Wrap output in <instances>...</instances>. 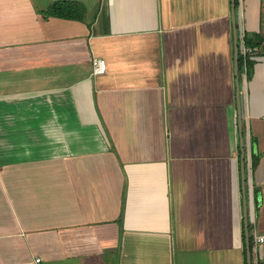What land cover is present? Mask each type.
Wrapping results in <instances>:
<instances>
[{
  "label": "crops",
  "instance_id": "crops-1",
  "mask_svg": "<svg viewBox=\"0 0 264 264\" xmlns=\"http://www.w3.org/2000/svg\"><path fill=\"white\" fill-rule=\"evenodd\" d=\"M53 1L0 0V264H264V0L238 77L231 0Z\"/></svg>",
  "mask_w": 264,
  "mask_h": 264
},
{
  "label": "trees",
  "instance_id": "trees-1",
  "mask_svg": "<svg viewBox=\"0 0 264 264\" xmlns=\"http://www.w3.org/2000/svg\"><path fill=\"white\" fill-rule=\"evenodd\" d=\"M236 5L238 8L239 0H236ZM44 12L46 13V15H51V16L65 17L70 19L72 18L83 19L85 14V7L80 1L58 0L55 3H53L49 9H46ZM243 40L245 41L246 45L256 47L257 52L261 54V52L258 50V46H260L262 39H260L259 42H255L254 39L245 36V38L243 37ZM253 65H254V59L248 58L247 61H245V57L243 55V43L242 41H240V57H239L240 72L244 71L245 66L247 67L248 71H250Z\"/></svg>",
  "mask_w": 264,
  "mask_h": 264
},
{
  "label": "water",
  "instance_id": "water-1",
  "mask_svg": "<svg viewBox=\"0 0 264 264\" xmlns=\"http://www.w3.org/2000/svg\"><path fill=\"white\" fill-rule=\"evenodd\" d=\"M232 3V17H233V23H234V58H235V73L237 77L239 76V57H240V46H239V33H238V27H237V17H236V0H231ZM238 90H239V81H238ZM239 92V91H238ZM239 125H240V131L241 134L243 133V117H242V109L239 102ZM242 145L244 146L245 141L243 134L241 136ZM246 223V235H247V261L248 264H252V250H251V244H250V237H249V229H248V219L245 220Z\"/></svg>",
  "mask_w": 264,
  "mask_h": 264
},
{
  "label": "built area",
  "instance_id": "built-area-1",
  "mask_svg": "<svg viewBox=\"0 0 264 264\" xmlns=\"http://www.w3.org/2000/svg\"><path fill=\"white\" fill-rule=\"evenodd\" d=\"M256 52H257L256 47L249 46L243 43V55L245 57V61H247L248 58L252 59L253 55ZM92 67H93V73L95 75L104 74L107 71V61L106 59L101 57H93ZM257 240L259 243H264V234L258 235ZM37 261H40V258H38Z\"/></svg>",
  "mask_w": 264,
  "mask_h": 264
},
{
  "label": "rangeland",
  "instance_id": "rangeland-1",
  "mask_svg": "<svg viewBox=\"0 0 264 264\" xmlns=\"http://www.w3.org/2000/svg\"><path fill=\"white\" fill-rule=\"evenodd\" d=\"M57 0H54L53 2H51L48 6H47V8L46 9H49L50 8V6L53 4V3H55ZM60 1V0H59ZM114 1V4L116 3V0H113ZM197 10H199V9H195V10H193L191 13H190V15H188V18H190L191 17V15H192V13H194L195 14V16H196V13H197ZM46 14V13H45Z\"/></svg>",
  "mask_w": 264,
  "mask_h": 264
}]
</instances>
